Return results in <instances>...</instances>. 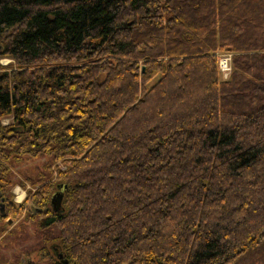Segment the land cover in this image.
Returning a JSON list of instances; mask_svg holds the SVG:
<instances>
[{
    "label": "trees",
    "instance_id": "obj_1",
    "mask_svg": "<svg viewBox=\"0 0 264 264\" xmlns=\"http://www.w3.org/2000/svg\"><path fill=\"white\" fill-rule=\"evenodd\" d=\"M10 219L46 264H264V0H0Z\"/></svg>",
    "mask_w": 264,
    "mask_h": 264
},
{
    "label": "rangeland",
    "instance_id": "obj_2",
    "mask_svg": "<svg viewBox=\"0 0 264 264\" xmlns=\"http://www.w3.org/2000/svg\"><path fill=\"white\" fill-rule=\"evenodd\" d=\"M221 57H230V63H231V56L229 53L220 55ZM12 59L9 57L2 58L1 62L3 64H6L10 62ZM232 71V70H231ZM230 71V72H231ZM224 74L223 71V77L227 78L230 74ZM10 118L5 119V122H8ZM45 160V158H36L33 160L25 161L21 165L16 166L14 168L15 174H14V182H16L15 186L13 187V193L15 194V201L21 202L27 195L26 188L22 186L19 181L23 180V174H21V171H29L31 170L35 165L38 163H41ZM27 184V183H26ZM28 187H30V184H27ZM60 188L55 190V196L59 193ZM57 197V196H56ZM11 221V220H10ZM11 227H15L16 233L10 240V243L6 244V240L0 241V264H46L47 259L44 258L42 253L36 250H32L39 246L38 242L40 241L38 231L35 229L34 225L28 221L23 222L24 231L21 232L19 229L17 230V220L11 221ZM15 225V226H13ZM56 231V229H55ZM18 232H21L18 235ZM34 247V248H33ZM48 251L51 253H54L51 248V246H48Z\"/></svg>",
    "mask_w": 264,
    "mask_h": 264
},
{
    "label": "built area",
    "instance_id": "obj_3",
    "mask_svg": "<svg viewBox=\"0 0 264 264\" xmlns=\"http://www.w3.org/2000/svg\"><path fill=\"white\" fill-rule=\"evenodd\" d=\"M220 68H222V70L224 71V74H228V72L232 70L229 56L221 58Z\"/></svg>",
    "mask_w": 264,
    "mask_h": 264
},
{
    "label": "water",
    "instance_id": "obj_4",
    "mask_svg": "<svg viewBox=\"0 0 264 264\" xmlns=\"http://www.w3.org/2000/svg\"><path fill=\"white\" fill-rule=\"evenodd\" d=\"M64 186H65V185H63V184H60V185H59L60 188H63ZM63 195H64L63 193L59 192V193L56 195L57 197L54 196V197L52 198V200H51L52 202H51V203H52L53 205H55V206L58 207V206L61 204V200L63 199ZM55 208H56V207H55ZM2 210H3V208H2ZM10 220H11V219H10Z\"/></svg>",
    "mask_w": 264,
    "mask_h": 264
},
{
    "label": "flooded vegetation",
    "instance_id": "obj_5",
    "mask_svg": "<svg viewBox=\"0 0 264 264\" xmlns=\"http://www.w3.org/2000/svg\"><path fill=\"white\" fill-rule=\"evenodd\" d=\"M58 208H59V206L58 207L56 206V209H58Z\"/></svg>",
    "mask_w": 264,
    "mask_h": 264
}]
</instances>
